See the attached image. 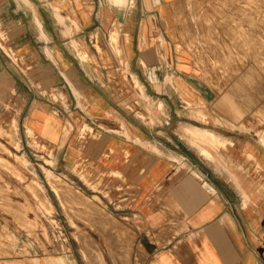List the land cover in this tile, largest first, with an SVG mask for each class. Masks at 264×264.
Segmentation results:
<instances>
[{"label":"crops","instance_id":"1","mask_svg":"<svg viewBox=\"0 0 264 264\" xmlns=\"http://www.w3.org/2000/svg\"><path fill=\"white\" fill-rule=\"evenodd\" d=\"M174 1L0 0V29L22 67L0 56V120L17 115L66 171L89 169L135 221L145 264H264V145L211 130L228 140L211 161L190 143L189 123L132 120L124 106L126 65L140 80L141 68L146 81L150 69L171 77L186 96L183 72L170 73L153 47Z\"/></svg>","mask_w":264,"mask_h":264},{"label":"rangeland","instance_id":"2","mask_svg":"<svg viewBox=\"0 0 264 264\" xmlns=\"http://www.w3.org/2000/svg\"><path fill=\"white\" fill-rule=\"evenodd\" d=\"M168 9V33L159 31L155 34L156 38L152 37L159 40L153 46L154 53L158 62L163 60L167 64L168 61L170 73L176 75L183 72L185 81L179 87L184 86L186 96L181 100L172 87L171 77L161 82L155 79L154 69H150L152 81H146L150 78L141 68L144 79L140 80V76L126 65L121 72L126 76L127 87L123 103L130 108L126 109L131 119L149 123L166 120L167 115L171 122H187L192 125L186 126H200L228 136L238 135L244 142L254 139L256 144L264 145V48L263 53L261 48H255L260 45V41L259 44L254 42L256 40L248 43L257 51L250 48V44L246 43V47L242 34L238 37L237 30H234L236 34L232 32L237 22L244 25L243 28L246 26L242 21L245 22L249 14L256 19V28L262 21L264 23V0H176ZM230 18L238 19H235L236 22L230 21L233 24L229 25L226 19L229 21ZM163 23L158 27L161 28ZM249 24L247 22L251 26ZM260 24L256 31H261ZM248 28L244 31H249L252 26ZM111 38L115 50L119 52L118 33L115 31ZM261 38L264 41V37ZM234 39L236 44L232 42ZM250 54L252 58L254 56L253 59L249 58ZM258 55L261 58H257L259 61L254 65ZM0 56L22 69L20 61L16 60L18 55H14L8 44L7 34L1 29ZM155 90L162 94L158 95ZM167 95H171V98ZM202 97L208 106L201 109ZM166 101L172 107L170 114L166 113ZM0 129V144L6 147L0 146V159L3 163L7 162H0V264H13L19 259H25L24 262L28 263L32 257L43 255L55 256V263L59 264H93L95 259L97 263L101 260L99 264H139L137 253L144 247L137 243L135 221L125 219L122 207L114 204V196L104 191L101 181L94 179L89 169L74 167L66 171L54 151L26 128V123L19 121L17 115L10 120H0ZM4 130L5 133L2 132ZM9 131L16 137L10 138ZM199 141L201 145L193 146L201 154L204 152L211 161L219 156L220 163L228 140L218 143L212 150L214 155L207 153L212 146ZM258 166L255 161L256 171ZM70 198L71 201L67 202ZM82 198L85 199L80 201ZM86 255L93 257V260L89 261ZM146 259L147 256L141 264H145Z\"/></svg>","mask_w":264,"mask_h":264},{"label":"bare ground","instance_id":"3","mask_svg":"<svg viewBox=\"0 0 264 264\" xmlns=\"http://www.w3.org/2000/svg\"><path fill=\"white\" fill-rule=\"evenodd\" d=\"M231 1H232V0H231ZM226 6H227V5H226ZM235 6H236V5H235ZM262 6H263V5H262ZM262 6H261V8H263ZM236 7H237V6H236ZM236 7H235V8H236ZM240 7H241V6H240ZM247 7H248V6H247ZM249 7H250V5H249ZM241 8H242V7H241ZM243 8H244V7H243ZM259 8H260V7H259ZM238 9H239V7H238ZM252 9H253V8H252ZM242 10H243V9H242ZM247 10H248V9H247ZM236 11H237V10H236ZM238 11H239V10H238ZM238 11H237V12H238ZM250 11H253V10H250ZM254 11H255V9H254ZM254 11H253V12H254ZM233 13H235V12H233ZM240 13H241V12H240ZM242 13H243V12H242ZM254 13H255V12H254ZM262 13H263V12H262ZM247 14H248V13H247ZM263 15H264V14H263ZM263 15H262V17H263ZM205 16H206V15H205ZM244 16H245V15H244ZM250 16H252V15L249 14V15L247 16V18L244 17V18H245V22H244V20L242 19V20H243L242 22H243V23H246V26H245L244 28H243L244 25H241L240 22H237V23H235L236 25H235L234 28H233V26H232V28H233L232 32H234V30H237L236 33H238V37H239V34H240V36H241V34H242V37H243V39H244V43H245V44H243V41H242V44L245 45V46H246V43H247V45L250 44L249 47L251 46V43H248V41H249V42H253L254 40H256V41H254V42H256V43H258V42L260 41V42H259L260 45L255 46V48H261V52H262V49L264 48V41L262 40L263 38H261V37H264V35H259V32H261L260 34H262V32L264 33V27H262V24H264V23H262L263 21H262V22L260 21L261 24H260V23H259V24L261 25V28H260L261 31H256L257 29L259 30L258 27H260V26H259V24H258V26H257V28H256V27H255V26H256V21H255L256 19H253V18H252V17H254V16H252V17H250ZM232 17H236V16H232ZM256 17H257V16H256ZM260 17H261V15H260ZM232 19H233V18H232ZM235 19H236V18H234L233 20H231V18H230L229 21H227V19H226V22H227V24H229L230 21L234 22ZM237 19H238V18H237ZM237 19H236V20H237ZM239 20H240V19H239ZM246 21L248 22V24L250 23L249 25L252 26V29L250 28L249 31H248V30H247V31H244V29L246 30L248 27H251V26H248V25H247V22H246ZM257 21L259 22V18H258ZM228 22H229V23H228ZM232 22H231V23H232ZM235 22H236V21H235ZM231 23H230L229 25H232V24H233V23H232V24H231ZM229 25H228V26H229ZM247 26H248V27H247ZM229 27H230V26H229ZM246 27H247V28H246ZM254 27H255V28H254ZM214 28H215V27H214ZM227 28H228V27H227ZM230 29H231V28H230ZM230 29H229V30H230ZM248 29H249V28H248ZM208 32H209V31H208ZM234 33H235V32H234ZM236 33H235V34H236ZM191 34H192V33H191ZM232 36H234V35L232 34L231 37H232ZM260 36H261V37H260ZM225 37H226V36H225ZM242 37H241V39H242ZM226 38H227V37H226ZM232 38H233V37H232ZM232 38H231V39H232ZM234 38L236 39L237 36L234 37ZM223 39H224V38H223ZM231 39H230V40H231ZM235 39L232 40V42L234 41V43H235V42H236ZM241 39H240V40H241ZM243 39H242V40H243ZM247 39H248V40H247ZM221 41H222V40H221ZM232 42H231V43H232ZM237 42H238L237 44H239V40H237ZM234 43H232V44H234ZM259 43H258V44H259ZM222 44H223V43H222ZM235 44H236V43H235ZM252 44H254V43H252ZM224 45H225V44H224ZM226 45H227V44H226ZM239 45L241 46V44H239ZM239 45H237V46L239 47ZM243 45H242V46H243ZM255 45H256V44H255ZM233 46H236V45H233ZM237 46H236V47H237ZM238 47H237V48H238ZM246 47H247V46H246ZM246 47H245V48H246ZM214 48H215V47H214ZM239 48H240V47H239ZM241 48H243V47H241ZM250 48L255 49V48L253 47V45H252ZM243 49H244V48H243ZM253 49H252V50H253ZM239 50H241V49H239ZM239 50H238V52H239ZM244 50H245V49H244ZM244 50H243V51H244ZM247 50H248V49H247ZM247 50H245V51H247ZM250 50H251V49H250ZM259 50H260V49H259ZM218 51H219V50H218ZM236 51H237V50H236ZM243 51H242V54H243ZM255 51H257V50L255 49ZM255 51H254V52H255ZM263 51H264V49H263ZM219 52H223V51H219ZM251 52H252V51H251ZM251 52H250V53H251ZM255 53L257 54V52H255ZM262 53H263V52H262ZM221 54H222V53H221ZM226 54H228V53H225V55H226ZM232 54H233V53H232ZM248 54H249V53H248ZM259 54H260V53H259ZM218 55H219V54H218ZM253 55H255V54H253ZM263 55H264V53H263ZM221 56H222V55H221ZM227 56H230V55H227ZM233 56H234V55H233ZM233 56L231 55V57H233ZM245 56H246V54H245ZM255 56H256V55H255ZM258 56H260V55H258ZM258 56L255 58V63H254V65L257 64V62L260 60L259 58H261V56H260V57H258ZM248 57H249V55H248ZM263 57H264V56H263ZM249 58H252V55H251V54H250V57H249ZM253 58H254V56H253ZM253 58H252V59H253ZM257 58L259 59L258 61L256 60ZM249 60H250V59H249ZM261 60H262V59H261ZM250 61H251V60H250ZM256 61H257V62H256ZM263 61H264V60H263ZM247 62H248V61H247ZM244 64H245V63H244ZM247 64H248V63H247ZM245 66L247 67V66H249V65H245ZM250 66H251V64H250ZM251 67H253V66H251ZM254 67H255V66H254ZM251 69H252V68H251ZM254 70H256V69H254ZM254 70H253V71H254ZM250 75H252V73H251ZM200 100L202 101V102H201L202 107L200 106L201 109H202V108H206V107L208 106V105H207V102H206L204 99H200ZM199 102H200V101H199ZM198 105H199V104H198ZM196 107H197V106H196ZM212 107H213V106H212ZM197 108H198V107H197ZM199 109H200V108H199ZM204 111H205V113H206V110H204ZM209 111H210V110H208V112H209ZM219 112H220V111H219ZM221 118H222V117H221ZM223 118H224V116H223ZM226 118H227V117H226ZM226 118H225V119H226ZM217 120H218V118H217ZM222 120H224V119H222ZM226 120H228V118H227ZM226 120H224V122H225ZM217 122H218V121H217ZM222 122H223V121H222ZM240 122H241V121H240ZM227 123H229L230 125H233V126L235 125V123H233V122H227ZM227 123H226V124H227ZM242 123H243V122H242ZM229 124H227V125H229ZM230 125H229V126H230ZM236 126H238V125H236ZM11 127H12V126H11ZM11 127H10V128H11ZM1 129H2V128H1ZM1 129H0V131H1ZM2 130H3V129H2ZM186 131H187V132H186ZM186 131H185V132L188 133V134L191 136L190 143H191L192 145H195V144L198 145V143H199V145H201V142L199 141V140H201V141H204L205 143H208L209 146H212V149H214V148L217 147V145H218L219 142H223V143H224L225 141H227L225 138L223 139L220 135L216 134L215 132L210 131V130L205 129V128L197 127V126H186ZM2 132L5 133V130L2 131ZM6 132H7V130H6ZM4 133H3V134H4ZM9 133H11V131H9ZM7 134H8V133H7ZM9 135H10V134H9ZM9 135H8V136H9ZM10 136H11V137H10ZM10 136H9V137L12 138V136H15V135H12V133H11ZM15 137H16V136H15ZM16 139H17V138H16ZM12 140H13V139H12ZM14 140H15V139H14ZM14 140H13V141H14ZM15 141H16V140H15ZM188 141H189V140H188ZM1 143H2V142H1ZM10 143H11V139H10ZM11 144H12V143H11ZM191 144H190V145H191ZM0 146H1V144H0ZM18 146H19V145H18ZM18 146H17V147H18ZM1 147H3V146H1ZM4 147H5V146H4ZM4 147H3V148H4ZM5 148H6V147H5ZM0 149H1V148H0ZM4 150H5V149H4ZM207 153L213 154L212 151H211V150L209 151L208 149H207ZM202 155H203L206 159H208L207 156L204 155V152L202 153ZM0 158H1V157H0ZM1 159H2V158H1ZM1 159H0V160H1ZM208 160H209V159H208ZM210 160H211V159H210ZM5 161H6V160H5ZM23 161H24V160H23ZM215 161H216V158H215ZM0 162H1V164H2V163H3V160H1ZM4 163L6 164L7 162H4ZM4 163H3V164H4ZM8 163H9V165H10V162H8ZM217 163H218V162H217ZM20 164H21V163H20ZM1 166H2V165H1ZM23 166H24V165H23ZM219 166H220V165H219ZM3 167H4V166H3ZM8 167H9V166H8ZM11 167H12V166H11ZM5 168H6V167H5ZM9 168H10V167H9ZM7 170H8V169H7ZM11 171H12V170H11ZM16 171H17V170H16ZM48 172H49V171H48ZM47 175H48V174H47ZM51 176H53V173H51ZM51 176H50V177H51ZM55 181H56V180H55ZM58 181H59V180H58ZM58 183H59V182H58ZM61 183H62V181L60 182V184H61ZM63 184H64V183H63ZM66 184H67V183H66ZM69 184H70V183H68V185H69ZM56 185H57V183H56ZM68 185H67V186H68ZM36 187H37V186H36ZM56 187H57V186H56ZM62 187H64V186H62ZM68 187H69V186H68ZM113 191H114V190H113ZM67 195H68V193H67ZM65 196H66V195H65ZM72 196H73V195H72ZM66 197H68V196H66ZM69 197H70V196H69ZM69 197H68V198H69ZM68 198H66V199L68 200ZM80 198H81V197H80ZM84 199H85V198H82L80 201H83ZM86 200H89V199L86 198ZM70 201H71V198H70L69 201H67V202H70ZM86 202H87V201H86ZM82 203H83V202H82ZM92 205H93V204H92ZM94 205H95V204H94ZM45 206H47V205H45ZM46 208H48V207H46ZM103 215H104V214H103ZM104 217H106V215H105ZM118 224H119V223H118ZM117 226H118V225H117ZM120 226H121V225H120ZM127 229H128V228H127ZM92 245H93V244H92ZM94 247H98V246H94ZM100 248H101V247H100ZM141 248H142V247H141ZM93 249H94V248H93ZM93 249H92V250H93ZM97 249H99V248H97ZM97 249H96V250H97ZM101 250H102V249H101ZM93 251H94V250H93ZM93 251H92V253H93ZM97 251H99V250H97ZM97 251H96L97 254H99V253L101 252V251H99V253H98ZM9 252H10V251H9ZM144 252H145V250H144ZM101 253H102V252H101ZM101 253H100V254H101ZM94 254H95V253H94ZM144 254H145V253H144ZM90 255H92V254H90ZM90 255H89V256L86 255V256H88V258H90L89 261H92V260H93L92 258L94 257V255H92L93 257H90ZM95 256H96V255H95ZM100 256H101V255H100ZM95 258H100V257H95ZM95 258H94V259H95ZM91 259H92V260H91ZM144 259H145V256H144L141 252H138V253H137V261L139 262V264H141V263L143 262ZM92 262H94L93 264H95V263H96V264H99V263L101 262V260L99 261V263L96 262V259H95V261L93 260ZM92 262H90V263H92ZM122 263L125 264V262H122ZM103 264H104V263H103Z\"/></svg>","mask_w":264,"mask_h":264}]
</instances>
